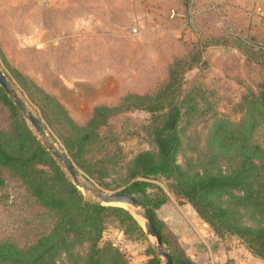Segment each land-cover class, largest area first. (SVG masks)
I'll list each match as a JSON object with an SVG mask.
<instances>
[{
    "label": "rangeland",
    "instance_id": "374dc122",
    "mask_svg": "<svg viewBox=\"0 0 264 264\" xmlns=\"http://www.w3.org/2000/svg\"><path fill=\"white\" fill-rule=\"evenodd\" d=\"M245 41L264 43V0H195L192 6L188 0H0V67L47 135L38 134L25 119L46 147L50 140L70 158L84 198L101 203L89 186L105 192L123 189L134 156L157 149L154 131L165 110L153 112L128 95L155 94L176 81L170 90L176 89L162 98L163 103L170 99L181 106L176 160L191 170L239 172V186L224 190L217 199L234 210L233 217L246 222L250 214L264 212L263 161L241 157L210 161L205 153L204 138L212 120L223 116L239 121L245 114L243 96L264 86V65ZM212 49L211 53L229 56L221 61V76L208 75L206 52ZM10 68L54 96L79 125L88 123L96 107L111 109L101 111L99 121L78 136L36 106ZM46 118L53 125L46 124ZM12 121L0 98V132L11 133ZM60 134L68 138L62 140ZM251 141L264 148V119L253 129ZM149 180L167 194L155 209L168 240L166 249L182 251L199 264H213L211 253L226 237L176 194L168 179ZM56 217L16 172L0 165V240L31 244L51 229ZM136 218L142 224L143 219ZM148 238L162 262L159 248ZM102 239L125 252L129 264H142L147 258L146 243L124 233L113 217H107ZM233 242L245 246L239 238Z\"/></svg>",
    "mask_w": 264,
    "mask_h": 264
},
{
    "label": "trees",
    "instance_id": "16d2710c",
    "mask_svg": "<svg viewBox=\"0 0 264 264\" xmlns=\"http://www.w3.org/2000/svg\"><path fill=\"white\" fill-rule=\"evenodd\" d=\"M251 42L245 41L247 46L258 52L264 65V51ZM10 70L36 106L56 116L55 121L68 126L78 136H83L88 126L99 121L101 111L111 109L96 107L88 123L79 125L54 96L18 70ZM173 83L176 81H171L155 94H130L127 97L153 112L156 108L165 111L158 118L154 131L157 149L142 150L134 156L126 168V184L121 190L136 197L152 217L163 243H168L155 211L167 200V194L159 184L149 180L162 176L170 181L172 190L184 197L219 236H225L228 240L239 238L253 255L264 259V212L258 216L250 214L251 220L246 222L233 217L234 210L217 199V195L224 190L239 186L241 174L191 170L176 160L181 145L178 128L181 106L170 99L162 102ZM175 89L171 88L170 91ZM260 89L243 96L245 114L239 121L234 122L223 116H216L212 120L204 138L208 160L241 157L245 160L259 158L264 163V148L251 141L253 129L259 120L264 119V86ZM0 98L13 120L11 133L0 132V165L16 172L37 201L57 214L51 229L31 244L20 246L0 240V264H129L125 252L113 242H101L107 217L115 218L124 233L146 243L147 258L142 264H161L141 222L123 206L84 198L1 86ZM47 120L46 124L53 125L51 118ZM59 138L63 140L68 136L60 134ZM39 163L48 168L40 167ZM246 198L254 200L259 206L258 200L249 196ZM240 199L244 200L243 197ZM170 253L173 264H199L182 251L170 250Z\"/></svg>",
    "mask_w": 264,
    "mask_h": 264
},
{
    "label": "water",
    "instance_id": "95a60500",
    "mask_svg": "<svg viewBox=\"0 0 264 264\" xmlns=\"http://www.w3.org/2000/svg\"><path fill=\"white\" fill-rule=\"evenodd\" d=\"M0 86L4 89L7 95L12 99L20 112L24 115V117L30 122L31 126L34 130L45 137L47 135L46 128L44 124L41 122L39 117L28 107L26 100L18 93L16 88L11 84L9 78L0 67ZM46 144L48 149L51 150L52 154L63 163L66 171L71 176L74 183L79 184V172L70 160V158L61 151L58 147H56L50 140H46ZM90 190L95 192L99 199L103 203L109 204H117V203H125V208L128 209L134 216L135 214L139 215L143 221L142 225L144 227L145 232L148 236L153 238V243L159 248L160 254L163 257L161 264H173L172 256L169 250L166 249L160 233L157 229L156 224L154 223L152 217L148 213V211L141 206L139 201L133 194L124 192L122 190L114 191V192H105L102 190H98L95 187H88ZM136 217V216H135ZM160 257V256H159Z\"/></svg>",
    "mask_w": 264,
    "mask_h": 264
},
{
    "label": "crops",
    "instance_id": "0c3cea01",
    "mask_svg": "<svg viewBox=\"0 0 264 264\" xmlns=\"http://www.w3.org/2000/svg\"><path fill=\"white\" fill-rule=\"evenodd\" d=\"M212 51L214 50L212 49L206 52V57L208 60H210L208 75L221 76V74L224 72L223 62L221 61L227 60L229 56L227 53L222 51L211 53ZM239 59L242 60V57H239ZM238 72L240 74L244 73L242 68H240V71L238 70ZM233 241L224 239L223 243L219 242L218 249L216 250L217 252L215 251L214 254L211 253L212 257L215 255L213 264H264V259L251 254L243 245L241 246L233 244ZM193 256L195 259H197L195 255ZM197 261H199V259H197Z\"/></svg>",
    "mask_w": 264,
    "mask_h": 264
},
{
    "label": "built area",
    "instance_id": "2783aa9c",
    "mask_svg": "<svg viewBox=\"0 0 264 264\" xmlns=\"http://www.w3.org/2000/svg\"><path fill=\"white\" fill-rule=\"evenodd\" d=\"M194 1H195V0H188L189 5L192 6L193 3H194ZM251 43H253V44L255 45V47H258V48H260L261 50L264 51V43H263V42H254V41H253V42H251Z\"/></svg>",
    "mask_w": 264,
    "mask_h": 264
},
{
    "label": "bare ground",
    "instance_id": "6f19581e",
    "mask_svg": "<svg viewBox=\"0 0 264 264\" xmlns=\"http://www.w3.org/2000/svg\"><path fill=\"white\" fill-rule=\"evenodd\" d=\"M117 204H118V205H120V206H123V207H125V206H126V204H125V203H117ZM135 216L139 217V218H140V220H141V217H140L139 215L135 214Z\"/></svg>",
    "mask_w": 264,
    "mask_h": 264
}]
</instances>
